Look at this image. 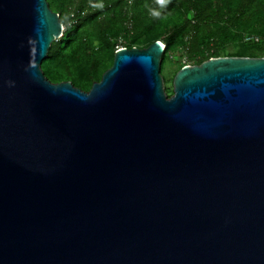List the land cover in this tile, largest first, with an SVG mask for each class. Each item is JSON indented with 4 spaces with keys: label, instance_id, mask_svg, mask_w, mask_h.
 I'll return each mask as SVG.
<instances>
[{
    "label": "water",
    "instance_id": "water-1",
    "mask_svg": "<svg viewBox=\"0 0 264 264\" xmlns=\"http://www.w3.org/2000/svg\"><path fill=\"white\" fill-rule=\"evenodd\" d=\"M64 31L0 0V264H264V57L185 65L169 96L165 43L123 47L84 91L42 69Z\"/></svg>",
    "mask_w": 264,
    "mask_h": 264
},
{
    "label": "trees",
    "instance_id": "trees-1",
    "mask_svg": "<svg viewBox=\"0 0 264 264\" xmlns=\"http://www.w3.org/2000/svg\"><path fill=\"white\" fill-rule=\"evenodd\" d=\"M48 2L60 14L65 31L52 43L42 63L43 72L54 83L70 81L84 91L113 65L119 38L129 49L147 48L155 41L165 43L161 73L168 53L178 48L194 59V65L211 57H264V0H169L159 18L149 15L148 9L155 5L147 0L135 1L130 11L127 0ZM71 2L73 11L66 20ZM97 2L103 6L93 7ZM129 21L132 29L127 27ZM249 36L259 37V41L246 40ZM229 44L237 50L227 52ZM48 62L56 78L47 73ZM167 94L172 96L174 88Z\"/></svg>",
    "mask_w": 264,
    "mask_h": 264
},
{
    "label": "rangeland",
    "instance_id": "rangeland-1",
    "mask_svg": "<svg viewBox=\"0 0 264 264\" xmlns=\"http://www.w3.org/2000/svg\"><path fill=\"white\" fill-rule=\"evenodd\" d=\"M72 3L73 2L67 5V11L65 14L66 20L68 19V15L73 11L74 4ZM123 45V47H126L125 40L123 42ZM225 50L227 52H232L237 50V46L234 44H229L227 47H225ZM185 65H194V59L190 58L189 55L183 49L178 48L177 50L168 53L167 61L165 62L164 70L162 72L163 84L166 93L168 90L174 88V77L177 71ZM52 69L53 68L51 66V62H48L46 66L47 73L50 76L56 78V74L53 72Z\"/></svg>",
    "mask_w": 264,
    "mask_h": 264
},
{
    "label": "clouds",
    "instance_id": "clouds-1",
    "mask_svg": "<svg viewBox=\"0 0 264 264\" xmlns=\"http://www.w3.org/2000/svg\"><path fill=\"white\" fill-rule=\"evenodd\" d=\"M169 0H156V7H150L148 9L149 15L152 16L153 18H159L161 17V10L167 7V3ZM93 7H102L103 4L101 2L94 3L92 5ZM9 85H14V81L9 80L8 81Z\"/></svg>",
    "mask_w": 264,
    "mask_h": 264
},
{
    "label": "built area",
    "instance_id": "built-area-1",
    "mask_svg": "<svg viewBox=\"0 0 264 264\" xmlns=\"http://www.w3.org/2000/svg\"><path fill=\"white\" fill-rule=\"evenodd\" d=\"M135 1H137V0H127V3H128V5H127V9L130 11V9H131V7H132V5H133V3L135 2ZM147 1H149V2H152L153 3V5H155V7H156V0H147ZM129 11H127V13H128V15H129V18H131V12H129ZM127 27L129 28V29H132V23H131V21H129L128 23H127ZM246 40H248V41H251V40H254L255 42H258L259 41V37H255V36H249L248 38H246ZM123 42H124V39L123 38H119V44L117 45V47H116V51L117 50H119V49H121V48H123ZM162 42V41H161ZM163 43V42H162Z\"/></svg>",
    "mask_w": 264,
    "mask_h": 264
}]
</instances>
